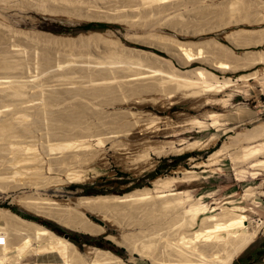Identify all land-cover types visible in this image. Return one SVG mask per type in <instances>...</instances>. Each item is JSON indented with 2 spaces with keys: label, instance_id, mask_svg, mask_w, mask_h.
<instances>
[{
  "label": "bare ground",
  "instance_id": "bare-ground-1",
  "mask_svg": "<svg viewBox=\"0 0 264 264\" xmlns=\"http://www.w3.org/2000/svg\"><path fill=\"white\" fill-rule=\"evenodd\" d=\"M0 1L11 5L9 0ZM22 1L28 5L35 2L32 5L41 9L55 12L61 10L66 14L72 10L75 14L78 9L81 11L83 8L88 14L86 16L91 19L96 10L99 13H97L98 18L119 20L129 30L142 29L153 33L156 26L158 27L164 22L171 24V29L179 25H182L184 29V26H187L184 22H198L197 19H200L198 15H202L201 18L205 20H218L222 13L228 11L231 3L238 0L226 2L228 6L224 5V7L228 8L221 7L222 2L221 5L219 4L220 6H217L218 9L216 8L217 3L215 4L216 0ZM257 3H259L258 0L255 5ZM261 5H257L258 10L263 9L264 6ZM182 10H190V14L187 13V16L184 17L185 13L182 15ZM232 19L230 18V21ZM119 21L118 23H120ZM195 22L194 24H196ZM206 22L208 23V21ZM191 26L188 25L189 32H193L192 34L201 28L191 31V28H194L193 25ZM189 28L187 29L189 30ZM15 29L0 21V182H4L0 188L5 189V191L14 190L20 191V193L22 191L21 196H17L21 207L37 216L51 219L59 226L62 225L63 228L78 234L94 235L106 231V227L82 218L84 214L81 209L95 213L108 222L118 221L119 217H122L123 220L120 218V222H117L124 229L123 238L122 236L120 238L127 240L125 243L127 242L131 255L138 252L142 256H147L152 262L151 264H233L235 258L247 249L264 230V221H260L258 229L252 232L249 225L251 218L245 207L223 206V210L216 213L217 209L211 210V207L202 201L203 198L196 199L189 190L168 191L169 193H167L165 190H168L173 183L180 181L179 178H158L153 182V187L138 188L121 196L80 197L73 203L74 206L70 203L64 205L57 203L51 198L52 195L43 198V193L36 195L33 192L29 195L28 191L23 192V190L39 192V190L48 191L53 187L56 188L62 182V179L57 176L62 173L67 174L69 181L83 179L86 175L84 167L87 164L103 163V160L106 159L103 157L106 154L100 155V151L92 143L80 141L83 137L98 136V133L108 135L105 136L108 140L115 141L118 139L115 141L116 148L119 150L116 158L126 163L130 168L135 166L134 164L139 162L138 160L141 158L142 161H148L144 167L149 165L153 154L167 156L180 151L193 150L196 147L202 148L207 144L200 140L194 142L180 141L179 144L163 142L153 145L147 139L150 129L149 124H147L149 123V116L137 115L131 111L132 107L135 108L152 100L155 102V97L152 100L149 99L153 94L154 96L160 94L162 96L163 94L164 97L172 98L176 95H171L177 94V91H181L179 95L183 94V101L184 98L191 99L194 97L196 99L194 104L197 107L212 105L215 102L218 103L217 99H214L216 94L227 91L235 85H240L238 82L264 78V70L259 69L243 74L235 80L231 77H219L203 67L183 71L174 65V67L166 69L168 67L165 68L164 63L169 61L156 52L128 48L121 49V52L116 48L117 46L120 47V44L113 45L116 42L111 45L117 50H110V48L107 49L108 44L106 48L105 40L104 43L102 40L90 42L91 39L99 37L97 34H89L90 36L81 34L76 38H64L65 36L57 37L53 34H51L52 36L30 32L29 34L21 32V29L20 31ZM179 29L182 28L178 27L176 31ZM173 30L175 29L173 28ZM244 33L246 35L248 31ZM214 40H211V43L215 42L213 45L217 46L218 44L222 50L221 52L217 50V52L229 53V56L233 54L232 56L235 55L236 58L239 56L226 45ZM106 42L108 43V41ZM144 42L151 44L160 51L170 50L168 49L170 44L163 45V42H151L150 40ZM204 42L202 41L203 44L201 45H204ZM207 42L205 43L207 44ZM186 44L190 45L188 42ZM188 45L186 46L188 47ZM191 45L193 46V43ZM197 45L200 46V44ZM179 46L183 47L185 44L182 43ZM186 46L185 48H187ZM201 47L203 48V46ZM36 51L39 57L37 62L40 65V67H36L37 69L40 68L38 75L32 74V71L29 74L30 71L28 70V64L37 58L34 56L35 59H32L30 54L32 52L35 55ZM254 53L253 51H246L241 58L238 57L240 60L231 56L236 61V63L234 61L235 65L237 64V69H234L245 70L260 64L257 57L258 55L261 57L263 51L256 55L257 62ZM26 54H29V61L31 60V62H27ZM94 55L102 57L104 62L92 60L95 58ZM231 57L230 59H232ZM261 60L264 62V58H260ZM187 63L186 65H188ZM181 96L179 97L181 98ZM203 97L205 101L202 103ZM221 100L223 101V99ZM220 116V113L209 112L207 119L186 120L188 122L186 125H193L195 128L198 126L201 130L215 127L219 131L225 125ZM39 129L42 132L44 130L41 135L45 139L49 138L47 143L41 136V139H44L43 142L47 143L44 147L45 151L43 150L42 153L34 152V145L30 144L32 141L35 142L34 139L38 136L36 133ZM231 129L226 128L225 130ZM37 139L39 138L37 137ZM263 139L264 125L240 132L236 139L233 138L235 142L233 140L225 142L219 150L210 155L208 161L211 162L221 153L223 155L222 151L226 153V150H230L231 146L234 148L244 144L239 147L238 153H232L236 162L235 165L241 169L237 175L240 181H245L248 176L258 178L264 171ZM248 163L250 164L249 168H243ZM207 164L198 163L197 166ZM46 165L49 166L52 174H57L56 177H45L44 168ZM250 168L254 171L251 172ZM185 171V178L182 181L197 179L194 171ZM6 181L9 184H6L8 183ZM260 193L257 191V187L250 186L245 190L243 196L246 200H253L252 203L259 208L263 205L258 196ZM44 195L46 197V194ZM116 216H119L118 219ZM2 222L5 226H2ZM36 253L38 257L57 253L61 261L25 262L29 256ZM131 259L134 260V257ZM0 264L130 263L114 252L97 247H87L86 253L82 254L75 243L56 234L46 226L33 220L24 219L10 210L0 208Z\"/></svg>",
  "mask_w": 264,
  "mask_h": 264
},
{
  "label": "rangeland",
  "instance_id": "rangeland-1",
  "mask_svg": "<svg viewBox=\"0 0 264 264\" xmlns=\"http://www.w3.org/2000/svg\"><path fill=\"white\" fill-rule=\"evenodd\" d=\"M9 1L8 2L11 5H7V2L5 4V2L3 3L0 1V21L6 26L8 27L10 26L12 29L16 28L15 30H19V31L21 29L22 30L21 32H24V33L30 32L33 34L36 33V34H44V35H50V36H52L51 34H53V36H57V37L65 36L64 38L66 37L76 38L77 36L81 34H85L88 36L92 34H97L100 37V38L98 37L99 40H97L98 38L91 39L92 41L90 40V42L92 43L95 42L93 40L100 42L102 40V42L104 43V40H105V44L106 45L108 44L109 47L108 45L107 46L105 44L103 45L106 46V48L108 47L107 49L109 48L110 50L118 49L121 52L125 48L154 51L157 54H159L161 57L165 58V60L169 61V62L165 61L166 62L164 63L165 65L163 64L165 68L168 67L166 69L174 67V65L178 69L183 70V71L191 70L197 67H203L205 69H208L214 72L216 75L222 78L231 77L232 79L236 80L243 74H248V73L254 72L259 69L264 70V62L262 60L260 61V58H264L262 57L264 56L263 54L264 53V41H263L264 40V7L262 10L257 9L258 7L257 5L263 4L264 6V0H258L259 3H257L256 5L255 3L257 2V0H255V2L254 0L253 1L251 0L234 1L231 3V7L228 9V11L222 13L219 16L218 20L216 19L214 21H212L213 19L205 20L204 18L203 19L201 18L202 15L201 16L198 15L200 19H197V20L199 21L198 22L194 21L198 25L194 24L193 21L189 23L184 22V24H187V26H184V29H183L182 25H179V26L175 25V26H178L179 28H182L176 31L178 27H173L175 29L173 30V28L171 29V26H172L171 24L169 25V23L166 24V22H164L165 25L167 26L163 25L164 23L163 24L161 23L159 25L161 27L156 26V29L154 30L155 32L153 31V33L143 31L142 29H136V30L130 29L129 30L126 27V25L119 20L118 21L120 23H118L117 20L115 21L113 19L98 18L97 15L99 13L96 12V10H95V13L93 12V17L91 19L86 16L87 13L86 11H84L83 8L81 11H79L78 9V11L75 12V14L73 13L74 12L73 10L70 11V13L68 12L66 14V12L64 13L61 10L60 12L58 10L57 12H55V11H50L48 9H45L46 11H50L47 13L43 8L41 9L38 6L36 7L32 5V4H35V2L32 3L31 5H28V3L26 4L22 0H18V1L9 0ZM228 1L229 0H226V1L216 0L215 1V4L217 3L216 8L220 3L222 4V2L223 4L222 5L220 4L221 7H224V5L228 6L227 4ZM16 2H18L19 4H17ZM13 4H17V5H13ZM224 8H228V7H224ZM92 11H94V9H92ZM185 11L186 10H182V15L184 13L186 14V15L184 14V17L187 16V13L190 14L189 13L190 10H187L188 12L187 11L185 12ZM230 18H233L234 21L233 19L230 21ZM259 19L260 20L263 19V20L260 21ZM203 20L205 22H202ZM206 21H208V23ZM91 23H94L95 27H92V28L84 27L85 25H88ZM227 23H230V24H227ZM98 24H104L107 26H99ZM188 25L190 27H192L191 25L194 26V28H191V31L192 29L195 30L197 28L198 29L200 27L201 28L199 29L198 32L197 31L195 32L197 34L195 33L192 34L193 32L191 33L189 32L190 28L188 27ZM199 25H202V26H199ZM187 28H189V30ZM240 30H243V31L245 30L244 32L248 31V33L244 35L245 33ZM180 32L182 33V35H180L181 34ZM230 33L234 35L232 36ZM134 37L136 40L134 39ZM147 39L150 40L151 42H154V41H157V42L159 41L158 43L163 42V45L170 44L169 45L170 47H168V49L170 50L166 52L160 51L159 49L155 48L151 44L144 42V41H148ZM210 39L212 41L215 39L214 41L226 45L227 47L230 48V50L232 49L233 51H235L236 54L239 55L238 56L239 58H241L242 54L246 51L255 52L254 53L255 58H256V55H258L260 52L262 53L263 51L262 54L260 53L261 57H259V55L257 57L259 58L258 62H260V64H257V66L255 67H249L248 69H245V70L238 69L239 70L238 71L236 70L237 69V64L235 65L236 61L233 60L234 58H232V57L236 58V56L235 55L232 56L233 54H230L232 56L231 57L229 56V53L228 54L220 53L222 51L221 47L219 46L220 49H217L219 48L218 44L217 46L213 45L215 42L212 44ZM109 40H111L110 43H109ZM206 40L207 41L209 40V41L207 42ZM78 41H81V40H78ZM106 41H108V43ZM202 41L207 42V44L204 42V45H201L203 44L201 43ZM113 42H116V44H113ZM187 42L190 45L193 43V46L186 44ZM117 43L118 45L120 44L122 48H120L121 46L120 47L117 46L116 47L117 49H116L113 46V45L116 46ZM182 43L183 45L185 44V46L188 45V47L186 46L187 48H185V46L183 47L179 46ZM194 43L200 44V46ZM208 43L212 45H209ZM201 46H203V48ZM186 49H187V52H186ZM217 50L220 52H217ZM228 52H231V51H228ZM256 52L258 53L256 54ZM27 53L30 54V52H27ZM36 53L37 51L35 52V55H33L32 52L30 54L32 55L31 56L32 59H35V57L38 58V60L36 58V60H32V62L31 60L29 61V58H30V56H28L29 54H26V57L28 58L27 62H31V64L30 63L28 64L29 65L28 70L30 71V72L28 71L29 74L31 73V71H32V74H35V75H38L37 73L40 74V71H38L40 70V68L39 69L36 68V67H40V65H38V62H37L39 61L38 53L37 54ZM94 56L95 58H92V60H94L95 62H100V61L104 62L103 61L104 59H102V57L97 56V55H94ZM230 57L232 59H230ZM238 57L236 59H239ZM257 58H256V62H257ZM186 62H188L187 63L188 65H186ZM182 64H185V65H182ZM238 83L240 85H235L227 89V91L219 92V94H216L214 96V99L215 100L217 99L218 103L214 101L215 103H213L212 105L209 104L206 106L203 105L202 107H197L196 104H194L196 100L194 97H192L191 99L184 98V101H183V98H182L183 94L181 93L182 95L181 96L179 95L180 94L179 92L181 91H177L176 92L177 94H172L171 96L176 95L177 97L181 96V98L180 97L177 98L176 96H173L172 98L166 97V96L164 97L163 94L162 96H160L161 95L160 93H159L160 95L158 96L156 95L154 96L153 94L149 99L152 100L155 97L156 98V99L154 98L155 102H153L152 100L151 102L139 105L135 108L132 107L131 111L135 112L137 115L145 114L149 116V121H148L149 123L147 124H149L150 129L148 130L149 132H148L147 139L150 140L153 143V145L162 144L163 142L164 143L166 142L174 143L175 142L174 144H179L180 141L194 142L196 140H200V141L205 142V144H207L203 146L202 148L196 147V149L194 148L193 150L190 149L191 151L190 150L180 151V152L175 153L174 155L171 154L167 156L153 154L152 160L149 161L150 164L147 165L148 167L147 166L144 167L145 163H147L148 161L147 160H145L146 162L144 160L142 161V158H141V160L140 159L138 160L139 162H136V164H134L135 166H132L130 168V166H128L126 163L116 158L118 157L117 155L119 153V150L116 148L117 144L115 143V141L118 139H115V141L110 140V139L108 140L106 138L108 135L103 134V133H98L99 134L98 136L95 135V137H88V138L83 137V139L82 138L81 139L84 141L82 140L80 141L86 142V143H92L94 147L100 151V155L106 154L105 156H103V157H106V159H104L106 162L103 160V163L97 162L98 163L97 164L96 162L95 163L93 162L92 164H89V165L87 164L86 167L88 166L90 167L88 168L84 167L86 171L85 177L83 179L74 180V181L73 180L69 181L66 173H62L58 176L57 174L56 175L52 174V172L49 170V166L46 165L44 168L45 177H50V176H55V177L57 176L58 178L60 177V179H62V182L60 183V185L56 186V188L53 187L49 189L48 191L39 190V192L37 191L35 192V191H31L27 189V190H23V192L28 191L27 193L29 195L33 192L36 193V195H38V193L40 194L43 193L42 194L43 198H48V196L52 195L51 198L55 202L60 203L62 205L70 203V205L74 206L73 203H75L76 199L80 197L99 196V195L121 196V195L129 194L137 190L138 188L142 189L145 187H153L152 185L153 182L157 180L158 178L174 177V178H179L180 181L173 183L168 190H165L167 191V193H169L168 191L179 192V191L189 190L191 191V193L196 199L203 198L202 201L205 202V204H207L209 207H211L210 208L211 210L217 209V211H215L216 213L221 212L223 210V206L224 207H235V206L245 207L247 209V214L251 218L250 224H249L250 229L252 232H254L256 229H258L257 227L259 226L260 221H264V194H261L264 192V171H262L263 174L260 175L258 178H254L253 176H248L245 181L243 180L240 181L237 174H238V171L241 169L235 165L236 162L234 160V157L232 156H234L233 154H236V152L238 153L239 147H241L244 144H241V146L239 145L238 147L235 146L234 148H232L233 146H231L229 148L230 150H226V153L222 151L223 155L220 152L221 153L220 156L217 155V157L213 158L211 162L208 161L211 154L219 150L225 142H229V140L232 141L233 138L236 139L238 136V133L243 132V131H248L260 125H264V87H263L264 78L252 79L250 81H243V82L241 81ZM242 90L243 92H241ZM167 98H170V99H167ZM203 98L201 99L202 103L203 101H205V98L204 99ZM229 98L230 100H227ZM221 99H223V101ZM170 103L172 104L170 105ZM208 111L220 113L221 115L220 119L225 124L221 128V130L217 131L215 127L214 128L209 127L208 130L207 129L201 130L198 126H196L195 128L193 125H192L193 127L191 125H186L188 124L187 121L194 120L195 118L198 120L207 119V114L209 113ZM166 124L168 125V127ZM226 128H232V129L226 131L225 130ZM43 132L39 129L36 133V135L38 136H36V138L34 139L35 142L34 141L30 142V144L34 145L33 146V148H35V150H33L34 152L38 151L39 153H42L43 150L45 149L44 147H46V144L49 142L47 141L49 140V138L45 139L44 136L41 135V133L43 134ZM41 136L46 140L47 143L43 142L44 139H41ZM37 137L41 140L37 139ZM233 141L235 142V140ZM101 142L102 144H100ZM263 142H264V139H263ZM99 146L101 150L99 149ZM198 163H206V164L208 163V164L203 165V166H197ZM249 166L250 164L248 163L243 168L248 169ZM76 169L78 170V167ZM185 170L194 171L195 172L194 175L195 177L197 176V179L193 181H189V180L182 181L185 178V172H186ZM249 170L251 172L254 171L251 168ZM3 183L4 182L2 183L0 182V185H4ZM6 184H9V182ZM250 186L257 187V191L261 192L260 193L261 195L259 194L258 196L261 198L260 200H262V204H263L262 207H259V208L256 207L252 203L253 200L251 201L246 200V198L243 196L245 194V190ZM21 193L20 191H14V190L5 191V189L0 188V208L5 209V210H10L24 219L33 220L42 225H44L43 221H48L50 223L52 222V223L57 224L55 221L51 219H48L46 217H42L39 215L37 216L36 214L21 207L18 202L19 198L17 197V196H21ZM44 194H46V197ZM81 212L84 214L82 218H84L85 220L89 219L94 224H98L103 227H106L105 232H102V233L98 232V233H95L94 235H86V234L79 232L80 233L79 235H81L82 237H86V239H93V242L91 243H86V241L84 240H80L78 241V243H75L70 238L68 239L76 244V246L79 248V251L82 254L86 253L87 247H97V248H101L104 250H109L111 252H114L116 255L122 257L125 261H128V263L130 264H151L152 263L150 262L149 257L147 258V256H142L138 252H135V254L133 255L130 254L128 250L127 242L125 243V241L127 240L122 239L124 229H122V227L120 226V223L119 224L117 223L118 221L120 222V220H123L122 217L116 216V219H118V217L119 219L120 218L121 219L120 220L118 219V221L108 222L95 213L87 212V211H84L83 209H81ZM25 215L36 217L38 218V220L25 217ZM2 226H5L3 222H2ZM55 233L58 234L57 232ZM58 235L65 238L63 234L62 235L58 234ZM121 236L122 238H120ZM116 241L118 242V244L120 243L121 245L120 244L118 245ZM262 249L264 250V230H262V232L259 234L257 239L247 249H245L240 255H238L235 258L233 264H245V262H243V260L245 259H253L252 261H250L251 264H264V257H262L258 261L257 260L254 261L255 258L254 257L252 258V256H254L255 254H258L259 251ZM132 257H134V260L131 259ZM38 260L40 261L42 260L61 261L57 253H52L50 255L40 256V257H38L36 253L34 255L29 256L25 262L37 263Z\"/></svg>",
  "mask_w": 264,
  "mask_h": 264
},
{
  "label": "trees",
  "instance_id": "trees-1",
  "mask_svg": "<svg viewBox=\"0 0 264 264\" xmlns=\"http://www.w3.org/2000/svg\"><path fill=\"white\" fill-rule=\"evenodd\" d=\"M99 26H107V25H104V24H98ZM85 28H92V27H95V24L94 23H91V24H88V25H85L84 26ZM25 217H29L31 219H34V220H38V218L36 217H31V216H28V215H25ZM43 224L44 226L50 228L51 230L57 232L58 234H63L64 236L66 234L69 235V238L74 241L75 243H78V241L80 240H84L86 241V243H91L93 242V239H86V237H82L81 235H79L78 233H75V232H72V231H68L66 229H64L63 227L55 224V223H50L48 221H43ZM255 258L254 261H258L260 260L262 257H264V250H260L258 254H255L254 256H252V258ZM253 259H245L243 260V262H245V264H251L250 261H252Z\"/></svg>",
  "mask_w": 264,
  "mask_h": 264
},
{
  "label": "water",
  "instance_id": "water-1",
  "mask_svg": "<svg viewBox=\"0 0 264 264\" xmlns=\"http://www.w3.org/2000/svg\"><path fill=\"white\" fill-rule=\"evenodd\" d=\"M66 230H69V229H66ZM69 231H72V230H69ZM72 232H75V231H72ZM65 238L69 239V235L66 234V235H65Z\"/></svg>",
  "mask_w": 264,
  "mask_h": 264
}]
</instances>
